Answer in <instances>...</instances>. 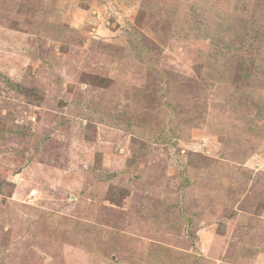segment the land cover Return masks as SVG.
Masks as SVG:
<instances>
[{"label":"rangeland","instance_id":"374dc122","mask_svg":"<svg viewBox=\"0 0 264 264\" xmlns=\"http://www.w3.org/2000/svg\"><path fill=\"white\" fill-rule=\"evenodd\" d=\"M0 264H264V0H0Z\"/></svg>","mask_w":264,"mask_h":264}]
</instances>
